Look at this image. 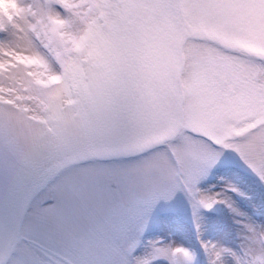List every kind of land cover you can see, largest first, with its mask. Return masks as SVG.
Listing matches in <instances>:
<instances>
[{
  "label": "clouds",
  "instance_id": "obj_1",
  "mask_svg": "<svg viewBox=\"0 0 264 264\" xmlns=\"http://www.w3.org/2000/svg\"><path fill=\"white\" fill-rule=\"evenodd\" d=\"M254 3L25 0L36 13L18 21L23 31L5 33L0 52L39 54L60 81L42 87L18 65L30 110L0 104V264H50L41 242L65 250L57 264H103L80 252L97 240L117 250L111 264H184L171 237L149 235L151 214L139 209L173 190L180 208L203 212L214 200L203 184L186 193L184 180L193 152L219 150L213 138L232 123L209 113L206 96L235 54L222 35ZM240 71L264 86V60L248 58ZM254 171L264 184V168ZM231 203L235 242L190 247V264L264 259V213Z\"/></svg>",
  "mask_w": 264,
  "mask_h": 264
},
{
  "label": "rangeland",
  "instance_id": "obj_2",
  "mask_svg": "<svg viewBox=\"0 0 264 264\" xmlns=\"http://www.w3.org/2000/svg\"><path fill=\"white\" fill-rule=\"evenodd\" d=\"M58 3L64 7L72 6V0H58ZM35 13L36 9L26 5L25 0H0V40L5 38L7 32L23 31V26L18 21L27 20ZM238 15L243 23L237 31L222 35V39L232 45L235 54L216 72L215 78L209 83L206 96L209 113L226 116L232 123L228 125L223 139L213 138L221 146L219 150L211 153L193 152V167L184 180L186 193L191 192L193 185L203 184L215 197L210 203L211 207L206 205L203 212L198 208L191 209L187 204L180 208L173 204L176 196V191L173 190L157 194L139 209L151 214L153 231L149 235L171 237L176 245L174 257L178 262L183 260L184 264H190V247L207 248L217 240L235 242L236 212L233 211L232 201L239 206L238 210L264 213V184H261L254 171V168H264V86L259 81L243 78L240 71L246 66L248 58L264 60V0H256V3L240 11ZM53 23L62 26L64 21L55 18ZM57 34L61 38L66 35L59 31ZM69 39L79 48L76 38ZM1 53L0 104H10L18 110L29 111L28 106L22 102L33 97L27 95L29 88L16 71L18 65H23L25 75L34 78L38 85L45 88L51 87L46 83L54 76L39 54H21L8 49ZM65 103L71 105L75 103V99L69 98ZM243 129V132H239ZM215 161H226L230 165L223 164L217 171L216 179L210 180ZM225 196L229 199L226 200ZM160 207H166L172 212L160 216ZM38 247L50 264H57L66 255L65 250L54 244L41 242ZM80 252L86 260L99 259L103 264H111L118 256L117 250L104 240L85 245ZM97 252L98 257L95 255ZM260 264H264V259Z\"/></svg>",
  "mask_w": 264,
  "mask_h": 264
},
{
  "label": "snow or ice",
  "instance_id": "obj_3",
  "mask_svg": "<svg viewBox=\"0 0 264 264\" xmlns=\"http://www.w3.org/2000/svg\"><path fill=\"white\" fill-rule=\"evenodd\" d=\"M53 79H57V77H53ZM207 206H208V207H211V205H210V204H208Z\"/></svg>",
  "mask_w": 264,
  "mask_h": 264
},
{
  "label": "bare ground",
  "instance_id": "obj_4",
  "mask_svg": "<svg viewBox=\"0 0 264 264\" xmlns=\"http://www.w3.org/2000/svg\"><path fill=\"white\" fill-rule=\"evenodd\" d=\"M0 55H2V53L0 52Z\"/></svg>",
  "mask_w": 264,
  "mask_h": 264
}]
</instances>
